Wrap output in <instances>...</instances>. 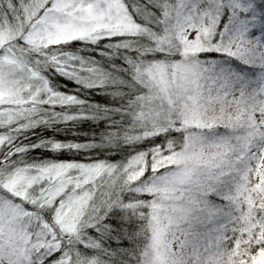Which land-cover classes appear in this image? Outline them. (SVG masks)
Wrapping results in <instances>:
<instances>
[{"label":"snow or ice","instance_id":"obj_1","mask_svg":"<svg viewBox=\"0 0 264 264\" xmlns=\"http://www.w3.org/2000/svg\"><path fill=\"white\" fill-rule=\"evenodd\" d=\"M0 264H264V0H0Z\"/></svg>","mask_w":264,"mask_h":264}]
</instances>
